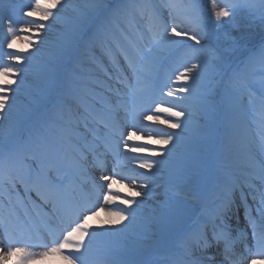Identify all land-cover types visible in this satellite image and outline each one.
Wrapping results in <instances>:
<instances>
[{"label": "bare ground", "instance_id": "bare-ground-1", "mask_svg": "<svg viewBox=\"0 0 264 264\" xmlns=\"http://www.w3.org/2000/svg\"><path fill=\"white\" fill-rule=\"evenodd\" d=\"M12 1L14 2V0H0V66H11L16 72V75L11 77L16 83L11 85L8 105L4 109L7 119L0 121V162L6 169V173L22 175L29 185L38 178L32 176L34 168L40 169L43 176L48 169L57 172L61 177L58 181L59 184L64 176L70 173L73 179L71 187L75 190L77 182L86 181L84 172L88 171L89 167L93 171L96 169L95 164L87 159L84 162L76 161V164L71 162L75 159L76 148L69 137L83 136L77 127L90 128L98 135L97 137L101 138V141L89 144V149L94 157H98L97 150H101L105 146L108 147L109 139L105 138V133L111 135V140L121 136L122 133H132L131 139L124 136L123 140H127L128 143L127 148L118 147L121 142L113 141L116 146L108 152L113 157L112 164L119 160L128 166L115 169L113 165L107 164L105 167L111 175L115 170L122 175L135 178L134 191L141 192V196L136 197L140 206L138 208L135 204L132 206L136 209V219L132 223L125 220L110 224V222L118 221V217L110 215V212L118 211L125 205L121 204L120 200H117L115 204H104L102 199H98L101 196L102 185L97 184L95 180L90 181L92 187L87 186L84 189V194H80L79 204H86L89 207L97 205L100 210L97 215L90 216L87 221V226L97 235L90 245L85 264H164L167 260L162 256L165 254L160 249L168 242L170 248L176 249L180 246L186 248L187 251L191 249L193 255L190 256L187 252L190 259L186 261V264H190L191 259L202 255L199 250L192 248L197 233H203L209 239L217 232L226 233L223 231L225 222L211 223L209 226L202 222L201 216L206 212L214 216V214L227 210L230 194L237 190V183L247 173L248 166L252 168L249 170L254 178L245 180L250 186L248 196L258 201V205L252 206L249 202H245L240 207L245 212L244 216L238 211H233L232 219L240 221V226L236 233L228 236L232 255L227 260L230 264H250L251 259L258 258L245 251V247L241 249V245H245L250 248L251 253L257 252L256 246L252 244L256 243L253 236V221H255L258 231L261 219L260 210L264 209V203H261L264 181L260 179L261 165L264 164V152L257 149V142L264 140V137L259 133L255 124L241 123L243 115L253 113L256 103H258L252 92L245 89L244 93L238 95L236 103L228 95L231 103H228L226 110L230 109L235 112L233 121L235 127L224 132L226 153L221 164L216 166L213 176V182L219 184L216 197L221 199V203L211 202L210 195L208 197V194L200 188L203 177L200 175L203 174L201 168L207 162L201 154L190 158L193 163L191 165L186 163L188 160L173 157L172 162L166 163L165 159L169 156L161 154L160 149L176 146L181 142V139L174 140L169 144L156 143L161 136L168 133L196 138L197 134L205 132L203 121L207 118L206 108L214 109L216 107L213 102L205 100V96L198 91L188 94L178 93L176 96L167 95L169 90L186 86L185 82L175 81V75L179 71H183L185 65H201L190 73V76L195 78V82L209 76L208 70L203 67V61L205 56H210V53H205L202 47L211 45L210 32L195 13L196 2L193 0H119L125 2L123 9L118 14L119 22L128 28L125 30L124 27V31H118L114 27L107 28L99 25L96 20L94 21L96 34L92 36L91 30L93 29L84 24H81L79 28H69L63 23H58L60 21L57 20L59 17H63L65 22L76 24V21L72 20L69 13L62 8H71L81 2H86V0H60L58 6L62 8L57 6L53 9V16L47 21H43L45 23L43 31H36L33 28L31 33H18L24 37L30 36L31 43L26 39H18L14 42L13 48L9 49L6 43L7 19L10 17L15 22L31 19L23 17L22 10L27 11L32 0L20 4L15 2V7L6 11L3 7L4 3L12 4ZM104 2L109 3L110 0H104ZM94 5L97 9L101 8L102 3L100 0H94ZM114 5L115 3H113ZM231 6L236 7L234 4ZM56 15L59 16L56 17ZM203 22L205 23L207 20L204 19ZM137 24L143 27L142 32L139 31ZM173 26L177 27V31L183 29L189 35H196L201 41L200 44L187 38L175 37L174 34L172 39L178 42L171 43L166 36H163L165 27ZM64 34L73 36L69 41L72 47L80 42L82 36L86 37L87 42L73 54L64 52L63 44L60 42L67 40L63 37ZM120 43L123 46L126 45L124 47L133 58L135 69L130 67L128 72L131 75H125L124 72L122 79H118L126 86V90L123 92L117 83L108 86L107 83L98 79L97 75L95 76V74L101 73L104 68L101 66V61H97L99 51L109 54V59L113 58L115 61L111 46H116V49L124 54L125 50L119 47ZM131 43L132 45H130ZM39 44H45L47 48L40 50ZM133 45L134 47L130 48ZM28 46L32 50L39 49L44 55L41 58L46 62H49L46 60L48 56L59 58L62 55L68 59L69 67L63 72L62 77L64 80H70L77 87L76 99L84 102L86 110L89 111L86 113L87 115H70L73 103L67 100V105H59V100L52 98L54 85L42 84V76L36 74L28 65L8 59L9 54L28 58L29 54L21 51ZM193 47H198L199 52L191 55ZM137 50L142 51V59L135 55ZM170 58L174 61L173 67L169 66L167 62ZM157 63H160V66H156ZM117 64H119L118 61ZM35 67L41 69V65L36 64ZM22 71L24 74L21 73ZM168 72L171 73V76L161 79V76ZM195 82L190 80L186 83L187 86L194 87ZM157 85L160 88L153 90L152 87ZM105 87L111 91L109 97L102 96L98 91ZM179 97H183V99ZM85 98H92L91 101L102 103L111 110L110 114L113 120L107 123L103 122L105 120L95 113L93 106L90 109L91 106L87 105ZM157 103L163 107L177 105L174 110H185L186 115L182 120L186 126H182L181 129L177 128V130L161 123V120H170L174 123L176 118L170 117L166 113H156L154 109ZM126 112L130 115V121L120 129L118 124ZM142 113L158 116L159 119L145 120ZM136 119L144 120L146 124L137 126ZM11 120L16 121L12 125L15 130L24 127L28 122L38 126L40 132L34 133L32 143L37 151L39 147H44L50 154V164L46 170L41 169L36 161L27 160V155L33 156V153H28L27 145L24 149L27 152L21 153L13 145L6 143L17 138V134H14L7 139L4 133V125L10 124ZM224 121H228L226 115ZM262 130L264 131V129ZM138 131L140 134L137 133ZM254 145L256 149H252ZM130 146L135 148L143 146L145 151H133L132 149L135 148H130ZM59 147L61 149H58ZM102 152L107 154L105 150ZM125 153L127 156L124 155ZM6 156L9 159L8 163L4 161ZM133 156L144 158L147 156L149 160L162 163L151 171L139 170L140 168L130 167L129 161H133L137 165V162L132 159ZM21 164H23V168ZM191 168L195 170L194 173L188 172ZM144 183L148 184L147 189L140 187ZM129 187H133L131 180L113 184V189H120L125 196L130 198ZM167 192L170 195H165ZM32 193L36 194L35 191L26 192L25 185L19 182L15 185L0 184V212L4 214L9 228L14 230L17 239H29L30 243H39L43 240L46 244H50L59 235V218L55 215L51 203H44L37 194L33 196ZM212 193H214L213 189ZM61 198L66 212L70 213L73 205L68 204L64 196ZM123 198L124 196L121 197V199ZM178 203L189 207L192 213H184ZM29 206L33 212L29 211ZM195 220L198 223L191 228L190 224ZM110 226L113 227V231L107 230ZM37 227L40 228V232H37ZM35 228L36 233L33 231ZM170 230L175 233V237L171 238V241H167L166 236L169 235ZM8 243L4 229L0 227V249L6 251ZM97 244H101V249L95 248ZM215 248L224 253L223 243L208 249L206 253H213ZM43 250L41 247H33V251ZM166 253L168 257V252L166 251ZM130 255H133V259L128 262L127 259ZM16 259L13 256L4 264H15ZM33 264H64V262L59 256H50L44 260L34 261Z\"/></svg>", "mask_w": 264, "mask_h": 264}, {"label": "snow or ice", "instance_id": "snow-or-ice-1", "mask_svg": "<svg viewBox=\"0 0 264 264\" xmlns=\"http://www.w3.org/2000/svg\"><path fill=\"white\" fill-rule=\"evenodd\" d=\"M60 4V0H32L27 11L22 10V16L25 18H31L22 20V22H15L12 18L7 19V34L6 43L9 49L13 48L14 42L18 39H26L29 43L32 42L31 37H24L22 35H18V33L33 31V28L36 31H43L45 28V23L43 21H47L50 17L53 16V9L57 8ZM212 9H217V0H211ZM4 9L10 10L12 5L10 3L5 2L3 5ZM214 15L217 19L228 18L230 16L228 5H223L219 7V10L214 11ZM165 36L169 39L171 43H177L178 41L173 40V34L175 37L187 38L192 41H195L196 44H200V39L196 35H189L188 32L181 29L177 31V27L173 26L171 28L165 27ZM21 51H24L21 49ZM135 55L137 57L143 55L141 50H137ZM124 57L128 60L129 67L134 69V60L128 54L124 53ZM9 60L17 61L22 63L24 57L21 55L9 54ZM201 67L199 64H191L190 66L185 65L183 71H179L177 75H175V81L185 82L186 86L179 87L175 90H169L168 96H176L178 93L188 94L191 91V88L187 86L188 81L195 82V78L190 76L195 69ZM16 72L11 66H0V121L7 119V116L4 114V109L8 105L9 101V93L11 92V85L16 83L15 80L11 79V77L15 76ZM183 99V97H179ZM177 105H173L172 107H163L159 103L155 105L156 113H166L170 117L176 118V122L172 123L169 120H161L160 122L163 124H169V126L173 129L181 128L182 126H186L184 121L182 120L185 117V110H174ZM143 119L145 120H153L159 119L158 116L154 115H145L141 114ZM191 115V113H188ZM121 136H127L128 139L132 138L131 132L122 133ZM174 140H179V136L174 133H168L164 136H161L160 139L156 141L158 144H169ZM175 146V145H173ZM118 147L127 148L128 143L127 140L121 141ZM133 151L144 152L145 147L141 146ZM127 156V153L124 154ZM155 155V153H153ZM137 162L138 168L146 169L151 171L153 168L159 166V161L149 160L144 157H134L132 158ZM99 166L104 168V162L101 161ZM23 168V164H21ZM119 177V179H117ZM105 182L101 186V196L98 199H102L104 204H115L117 200H120V203L125 205L124 208H121L118 211H111L110 215L118 217V221L110 222V224H115L120 221H129L132 223L136 219V209L132 206L135 204L137 208L140 206L139 202H137L136 197L141 196V192L134 191L135 187V178L122 175L120 172H116L113 170L112 175H104L102 177ZM260 179L264 181V164L261 165V176ZM124 180H131L133 187H129V193H131V197L125 196L120 189H113V184L123 182ZM17 182L25 185V191H35L37 196L44 203H51L53 206V211L55 215L59 218L60 226H59V235L50 243L43 245V251H33V245L30 243L29 239H17L14 230L9 228V225L6 221V218L2 212H0V227L4 229V233L9 241L6 246V251L4 249H0V264H4L6 260L15 256L16 262L15 264H33L34 261L44 260L50 256H59L64 264H85L86 255L90 251V245L92 244L93 238L97 235L95 231L90 229L87 226V221L90 216L97 215L100 210L97 205L92 207L80 204H75L72 206L70 213L66 212L65 205L61 198V186L50 179L47 175L42 177H38L36 180L29 183L24 179L22 175H8L4 168L0 166V184L2 183H10L15 185ZM145 189L148 188V184L144 183L140 185ZM124 196L123 199L121 197ZM261 203H264V192L261 193ZM131 209V211H129ZM260 225L259 230L257 231V225L255 221H253V236L256 241V253H251L258 258H253L250 261V264H264V209L260 210ZM108 231H113V227H109ZM224 244V253L226 259L232 255L231 245L229 243V237L225 232H217L215 233L211 239H209L203 233H197L194 239V243L192 248L199 250L202 255L191 259L190 264H211V261L214 259L212 256H205L204 253L207 252L208 249L217 246L219 244ZM189 255L192 256V250L189 249Z\"/></svg>", "mask_w": 264, "mask_h": 264}, {"label": "rangeland", "instance_id": "rangeland-1", "mask_svg": "<svg viewBox=\"0 0 264 264\" xmlns=\"http://www.w3.org/2000/svg\"><path fill=\"white\" fill-rule=\"evenodd\" d=\"M116 0H110V2ZM245 0H238L239 4L236 7H232L231 3L233 0H226L225 5H228L230 16L228 18L217 19L214 15V11L219 10L220 6H223L222 0H217V9L213 10L211 6V0H199V4H196V12L202 14L207 20V24H202L206 26L207 30L210 32V41L213 47L214 56L209 59L205 64L207 70L211 73L213 72L214 77H219V72L221 70H226V75L220 74L218 84L216 86H209L210 78H205L200 81L197 86L198 89L208 91L207 97L213 99L219 98V94L222 92L230 91V84L235 88V94H238L240 91H243L245 88H249L253 92V96L259 101L257 114L259 117L264 118V0H246L248 2L244 3ZM102 3L101 8H97L94 5V0H86L83 3L77 4L71 8H62L69 13V17L72 20L76 21V24L73 25V22H65L63 17H59L57 20L63 23L67 27L79 28L81 24H84L86 27L91 28L92 36L96 34L94 29V21L97 20L98 23H105L106 21H117L118 14L121 11L120 1H118L115 7H112L109 3H105L104 0H100ZM234 4V3H233ZM59 15H56L58 17ZM204 21V20H203ZM64 38L67 40L60 42L63 44V51L73 53V49L80 47L83 44L80 42L87 41L85 36L80 38V42L71 46L69 42L72 40L73 36L69 34H64ZM261 41L258 43V41ZM39 49H46L45 44H39ZM39 49H31L29 46L24 47V52L29 54L28 58H24L22 63H25L32 67V69L37 72L41 69H35V65H41V68L44 67L45 74L53 76L58 74L59 70H66L64 67L65 57L61 55L59 58L53 56L46 57L47 61H44L41 57L44 55L41 54ZM38 50V51H37ZM206 50V49H205ZM198 50L196 49L195 52ZM207 51V50H206ZM212 66V67H211ZM221 68V70H220ZM223 70V71H224ZM44 75V74H43ZM52 82L46 80L44 84H50ZM206 83V84H205ZM68 87L71 85L68 84ZM55 97L60 95L59 89H56ZM237 99V97H236ZM77 107H80L76 103ZM221 113V112H220ZM233 112L230 111L229 117L231 118ZM249 115H244L243 123H247ZM259 120V119H258ZM15 120H11L10 124L4 125V133L8 137L17 132L13 129L12 125L15 123ZM215 123L218 126L221 125V117L218 114V117L215 119ZM258 123V122H257ZM259 124V123H258ZM29 123L25 124L27 127ZM260 126H264V119L260 120ZM15 130V131H14ZM24 128L18 131L19 139L14 142V145L20 148V142L24 139L25 136ZM205 137V136H204ZM193 144V143H192ZM209 154L207 157L210 162L213 164L220 163L223 157L225 150L220 147V145L211 140ZM264 144H260L259 149H263ZM205 171L207 169L205 168ZM210 175L205 174V188L210 187L211 180Z\"/></svg>", "mask_w": 264, "mask_h": 264}]
</instances>
